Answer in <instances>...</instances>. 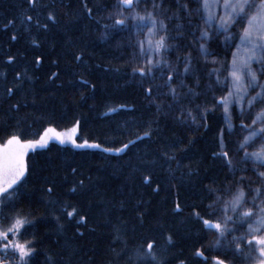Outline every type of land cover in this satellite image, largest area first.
Wrapping results in <instances>:
<instances>
[{
    "label": "trees",
    "instance_id": "1",
    "mask_svg": "<svg viewBox=\"0 0 264 264\" xmlns=\"http://www.w3.org/2000/svg\"><path fill=\"white\" fill-rule=\"evenodd\" d=\"M163 2L169 9H177L173 0ZM85 4L93 10L92 20L85 15ZM111 4L112 0H37L36 8L30 9L26 0H0V73H4L0 75V142L13 132L23 139H35L48 126L66 129L78 119L76 139L100 145L75 148L49 142L45 148L26 153L29 171L15 206L30 213L29 218L36 223L20 242L37 241L31 264H136L134 257L129 261V256L142 243L146 246L151 241H155L156 252L165 264H209L213 260L208 245L214 232L203 230L193 219L192 210L195 205L202 214L208 211L206 206L213 195L206 185L223 190L234 179L223 161L212 156L218 151L217 134L222 127L228 143L223 114L216 108L207 115L208 127L197 128L175 121L165 110L158 113L142 88L133 83L126 55L118 46V32L107 40L101 38L102 26L112 23L103 18ZM49 11L55 14V24L46 19ZM25 15H31L32 20H24ZM180 15L185 33V19L182 12ZM9 20L13 21L11 25ZM38 22L48 23V30L38 28ZM13 35L17 37L14 41ZM171 43L178 46L168 53L173 63L177 55L193 54L199 76L197 91L201 93L195 103L212 107L215 96L207 91L209 64L200 61L196 47L189 46L185 35ZM209 49V56L217 60L227 55L218 43H210ZM80 53L84 59L76 61L74 55ZM10 55L15 60L8 64ZM37 56L43 58L39 66L34 63ZM117 68L119 71H114ZM25 69L33 79L14 88L16 72ZM52 72L58 76L49 81ZM192 82L186 80L189 85ZM9 87L14 88L11 95L6 92ZM33 98L36 103H32ZM18 100L19 111L10 110ZM146 131L152 132L151 137L138 140ZM129 141L136 143L119 154L103 151L121 148ZM169 148L176 154L172 168L179 161L182 170L190 166L197 175L180 179V172H176L177 178L172 179L169 165L159 157L161 150ZM152 158L157 160L155 165L141 163ZM142 172L152 174L150 185L142 182ZM81 179L85 182L83 189L68 191ZM49 184L53 187L50 196L44 192ZM157 184L159 191L154 192ZM177 201L183 209L180 213L172 211ZM65 205L87 215L86 225L80 226L83 236L76 234L74 220L62 211ZM138 213H143V223ZM56 217L64 225L62 230ZM114 226L120 230V240L114 239ZM169 234L172 245L165 243ZM197 249L203 257L194 255Z\"/></svg>",
    "mask_w": 264,
    "mask_h": 264
},
{
    "label": "snow or ice",
    "instance_id": "2",
    "mask_svg": "<svg viewBox=\"0 0 264 264\" xmlns=\"http://www.w3.org/2000/svg\"><path fill=\"white\" fill-rule=\"evenodd\" d=\"M26 3L30 9H35L37 6V0H26ZM177 4V9L169 13V9L164 7L163 0H152L150 8L148 6L141 8V0H117L113 8L105 9L107 15L103 18L111 20L112 23L102 26L101 38L107 40L113 32L122 31H133L145 36L144 40H137L129 45L134 49L131 53V76L138 77L137 85L142 88L145 97L155 106L158 113L167 109L172 113L173 119L181 124L190 123L197 128L201 126L207 128L208 113L222 107L227 130L231 132L234 125L231 122L230 108H239L243 113L245 105L247 106L250 123L240 124V130L246 134L236 141L235 153L239 159L234 160L230 155L224 142L223 127L217 134L218 151H214L212 156L222 160L224 167L233 174L238 165L250 166L261 183L254 188L245 189L243 187L245 177L241 176L235 182L234 188L231 183L223 190L206 185L207 190L213 195L212 201L206 206L208 211L202 214L193 205L192 217L201 224L203 230L213 231L216 245L224 248L223 254L213 257L214 264H233L238 258L245 264H264V107H260L259 111L252 114L258 105H264V83L260 82L258 76V73L264 75V0L258 2L257 0H198L195 9H190L186 3L180 4L179 0ZM84 8L86 17L92 20L93 10L86 4ZM181 12L188 17L195 14L201 21L197 25L200 33L196 38L197 50L205 63L208 62L207 57L211 55L207 51L206 44L214 35H223L225 41L230 42L229 47L234 45L235 50L231 52L230 60L227 58L217 60L214 57L211 61L213 65L219 67H213L209 75H215L216 83H222L227 89L218 99L214 97L212 107L195 103L201 93L197 91L199 76L191 52H185L183 56L177 55L175 63L167 58L170 49L178 47L170 41L184 36L183 24L180 23ZM46 19L52 24L56 23L55 14L51 11L47 13ZM24 20L31 21L32 16L25 15ZM172 20L176 21L171 28V32H175V35L170 34L169 22ZM12 23V20L8 21V25ZM96 23L99 24L100 21L96 20ZM189 24H191L190 19ZM37 27L47 31L49 25L38 22ZM144 29H147L146 33ZM234 29L238 30L233 31ZM11 39L14 41L17 37L13 35ZM32 43L36 44V41L33 39ZM74 59L82 61L83 53L75 54ZM14 60L15 57L10 55L6 63L11 64ZM42 60V57L37 56L35 65L39 66ZM52 63L56 61L53 60ZM254 65H257L258 69L254 68ZM57 76V72H52L48 79L51 81ZM14 79L16 81L14 88L18 89L25 80L30 81L33 77L25 69L23 73L16 72ZM187 79L193 81L191 85L186 83ZM81 83L88 82L81 80ZM14 88L9 87L6 92L11 95ZM32 103H36L35 98ZM20 106L18 100L10 105V110L19 111ZM258 123L260 126L256 127ZM79 124L80 121L77 119L75 125L63 133L47 128L38 140L23 139L21 134L13 132L8 134L4 144L0 145V264H31L32 257L37 252V241L25 239L20 242L27 230L35 225L36 220L30 219V213H25L15 206L22 194L25 177L29 171L24 160L25 153L29 149L45 148L49 140H56L60 144L71 143L75 148H100L99 144L89 143L86 139L80 143L76 142L73 136ZM151 135V131H146L144 136L137 139L142 141L145 137L150 138ZM135 143L136 141H129L121 148H104L103 151H115L119 154ZM159 157L169 165L167 171L172 179L177 178L176 172H180V179H191L197 175L196 170L190 166H184L186 170H182L179 161L176 162V167L172 168L171 164L176 161V154L170 148L161 150ZM141 163L152 166L157 160L145 159ZM243 170L247 171V167ZM71 171L75 174L76 169L72 168ZM142 177L144 184H151L153 178L151 173L142 172ZM84 186L85 182L81 179L68 191L75 193ZM159 188L157 184L152 190L158 192ZM44 192L48 196L53 193L51 184L44 189ZM68 207H72V211H67ZM182 210L181 204L177 201L172 211L180 213ZM62 211L69 220H74L77 226L76 234L83 236L80 226L86 225L87 215L80 213L71 205H65ZM137 215L140 223H143V213ZM55 219L58 229L62 230L64 225L59 223V217ZM114 228L117 232L114 239L120 240V230L116 226ZM240 229L244 231L237 235ZM164 239L166 245L174 243L170 234ZM121 242L125 243V247L127 246L126 242ZM111 251L116 252V249L112 248ZM194 255L203 257L204 253L197 249ZM133 257L136 264H165V259L156 252L155 241L147 242L146 246L142 243L135 248L133 255L128 258L129 261H132ZM48 259L51 260V257Z\"/></svg>",
    "mask_w": 264,
    "mask_h": 264
},
{
    "label": "rangeland",
    "instance_id": "3",
    "mask_svg": "<svg viewBox=\"0 0 264 264\" xmlns=\"http://www.w3.org/2000/svg\"><path fill=\"white\" fill-rule=\"evenodd\" d=\"M174 3H175V7H178L177 5V0H173ZM117 0H112V4L110 6L109 9L113 8V6L116 4ZM258 2V0H257ZM151 3H152V0H141V8L145 7V6H148L149 8L151 7ZM179 3L180 4H188L189 8L190 9H195L197 7V4H198V0H179ZM164 4V2H163ZM164 7L169 9V7H167V4H164ZM176 10V8L174 9H169V13H171L172 11ZM183 13V12H182ZM107 15V12L105 14V16ZM183 18L185 19L184 22H185V33L184 35L186 36V39H187V43L189 44V46H195L196 47V51H197V55L199 56V52L197 50V37H199V29L197 27V25H199L201 23V21L199 20V17L195 14H193L191 17H188L186 16L185 13H183ZM189 19L191 20V24H189ZM176 23L175 20H172L169 22V28H170V34L171 35H175V32H171V28L172 26ZM238 29H234L233 31H237ZM145 33L147 32V29H144L143 30ZM194 33V35H193ZM117 39L119 40V45H120V48L123 50L124 52V55H126V66L128 67V69L130 70V74H131V53L134 51V49L132 47H130V43H135V41L137 40H144L145 39V36L143 34H140V33H134L133 31H122V32H118L117 34ZM172 41H170L171 43ZM218 43L220 46H222L223 50H225L227 53V55H225V58H227L228 60L231 59V52L234 49V45L232 47H229V44L230 42H226L225 41V37L223 35H214L213 38L206 44V48H207V51L210 52V49H209V44L210 43ZM192 57H193V54L191 53ZM213 57L212 56H208L207 57V64H209V68H207V73H208V78H209V83H208V93H210L211 95H214L215 98L217 96H221V95H224L227 91V89L224 87V85L221 83V84H217L216 83V76L215 75H212L210 76L209 75V72L210 70L213 68V67H219V65H213L211 63ZM200 61H202V63L204 62V58L200 56ZM205 63V62H204ZM254 68L258 69V66L257 65H254ZM258 76H259V80L261 83H264V75H259L258 73ZM138 78V77H137ZM137 78H133L132 77V80H133V83L137 85L136 83V79ZM221 81H223V75H221ZM138 86V85H137ZM214 99V98H213ZM260 107H264V105H258L256 109L253 110V115L255 114L256 111H259ZM222 114H223V117H224V122H225V115H224V112H223V108L222 107H218ZM165 111L167 113H171V112H168L167 109H165ZM248 111H247V106L245 105V111L243 113H241L239 111V108H230V117H231V122L232 124L234 125V128L231 132H229L227 130V125L225 124V127H226V130L228 132V143H226L225 141V144H226V147L230 153V155L233 156V159L236 160V159H239V156L236 155L235 153V150H236V141L242 136V135H245L246 132H242L240 130V124L242 122H246V123H250V120H248ZM74 125H72L71 127L69 128H66V129H56L52 126H48L46 127L45 129L47 128H53L56 132L58 133H63V132H67L69 129H71ZM259 123L256 125V127H259ZM45 129L42 131V133L36 137L35 139H29V140H38L40 138L41 135L44 134L45 132ZM77 131H78V127H77ZM76 136H77V132L76 134L73 136V138L76 140L77 143H80L77 139H76ZM6 141V140H5ZM0 142V145H3L4 142ZM49 142H56V143H59L58 141L56 140H49ZM48 142V143H49ZM91 143V142H89ZM60 144V143H59ZM65 144H68V145H71V143H65ZM38 149V148H36ZM32 149H29L28 151H31ZM251 150V149H250ZM27 151V152H28ZM26 152V153H27ZM25 153V155H26ZM24 160H25V156H24ZM247 167V171H244L243 169ZM233 175V182L231 183L233 188L235 187V182L238 180L239 177L243 176L245 177V180L243 182V187L245 189L249 188V187H256L258 186L261 182L260 180H258L256 174L252 171L251 167L250 166H246V165H238L237 166V169L235 171V173H231ZM244 231V229H240V232L236 233L237 235H239L240 233H242ZM224 252V248L221 247V246H218L216 245L215 243V235L212 237L211 239V242L210 244L208 245V254L212 257V260H213V257L217 256V255H221L223 254ZM229 257L231 258V253H229ZM209 264H214V260L213 262L209 263ZM233 264H245V262L242 260V259H236L233 261Z\"/></svg>",
    "mask_w": 264,
    "mask_h": 264
}]
</instances>
